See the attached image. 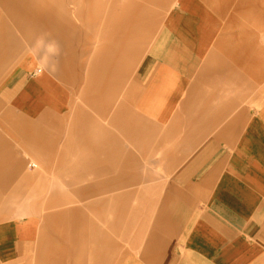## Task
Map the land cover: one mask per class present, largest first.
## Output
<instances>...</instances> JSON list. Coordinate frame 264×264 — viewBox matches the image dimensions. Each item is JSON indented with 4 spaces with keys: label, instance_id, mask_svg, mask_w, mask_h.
<instances>
[{
    "label": "crops",
    "instance_id": "obj_1",
    "mask_svg": "<svg viewBox=\"0 0 264 264\" xmlns=\"http://www.w3.org/2000/svg\"><path fill=\"white\" fill-rule=\"evenodd\" d=\"M255 28L264 30V0H0V204L33 181L28 157L86 204L154 174L144 242L110 264H264ZM40 40L57 47L52 66L39 62ZM93 41L101 52L86 58ZM156 174L168 177L158 184ZM103 196L99 204L114 202ZM90 222L74 212L0 216V254L94 264L106 254Z\"/></svg>",
    "mask_w": 264,
    "mask_h": 264
},
{
    "label": "rangeland",
    "instance_id": "obj_2",
    "mask_svg": "<svg viewBox=\"0 0 264 264\" xmlns=\"http://www.w3.org/2000/svg\"><path fill=\"white\" fill-rule=\"evenodd\" d=\"M95 3L100 2L102 0H94ZM256 34L257 43L260 44V49L264 50V30L255 28L252 29ZM146 40L145 45L141 46V53L148 52V48H152L153 46L148 45ZM39 44L43 46V50L41 46H39V54L42 66L45 64L52 66L53 57L56 54L57 47L54 46L51 41H39ZM101 46L96 41H93L90 44V49L86 53V58L91 57L94 53L99 54L101 52ZM33 51L30 53L34 54ZM44 60V62H43ZM85 68V74L89 71V66L87 63L83 66ZM87 72V73H86ZM261 84L253 86V96L258 97L259 94H262L264 91V81L260 82ZM260 99V98H259ZM253 100L254 106V117L255 118H264V100L259 101ZM262 99V97H261ZM113 106H115V100L113 98ZM108 123L104 121V123ZM112 129L113 126L110 125ZM262 131L264 132V125L260 127V125H256V132ZM46 161V158H45ZM38 163V167L33 166L31 163ZM32 168V169H31ZM25 173L29 176V178L33 179L30 183V186L24 190L23 194L19 197L12 196L11 204H0V213L1 218H35L38 217L42 219V217L46 218L49 214H55L56 216H63L69 212H74L75 214H87L91 220V224L93 225V237L97 236V240L100 239L99 231H103V245L102 250L103 254L106 256L103 260L100 256H96L93 254V258L91 259L94 264H110L112 260L115 261V253L119 251L127 252V251H135L138 246H142L144 239L147 235L148 227L150 221L147 219L148 214L151 213V204H153V198L155 194L159 192V189L156 191H149L148 188L153 185L154 174H150L152 178L148 180L146 185H144V181L136 185L134 188H124L117 189L108 192L107 195L103 196L96 195L92 197L91 201H96V203L86 204L80 201L79 194L77 188L67 187V180L59 178L57 173L51 169H47L40 161H38L35 157H28L25 160ZM146 177L149 174H143ZM155 181L158 184H161L168 177L167 174H156ZM144 179V180H145ZM149 187H145L148 186ZM64 185V186H63ZM67 185V186H66ZM146 189V190H145ZM133 192V195L129 197V204L118 206L116 201H119L121 194L123 193ZM117 194H120L119 198L115 197ZM77 196V197H76ZM115 197L113 199L114 202L109 204H99L98 201L102 198ZM134 202V203H133ZM140 202V204H137ZM139 217V218H138ZM46 223V221H45ZM54 223V227L58 225L61 227V222H51ZM82 223V222H81ZM94 241V240H93ZM96 241V240H95ZM9 260L5 257L4 254H0V264H10ZM35 258L32 260V264H34ZM55 262L52 258H50L49 263L52 264ZM20 264V263H13Z\"/></svg>",
    "mask_w": 264,
    "mask_h": 264
},
{
    "label": "bare ground",
    "instance_id": "obj_3",
    "mask_svg": "<svg viewBox=\"0 0 264 264\" xmlns=\"http://www.w3.org/2000/svg\"><path fill=\"white\" fill-rule=\"evenodd\" d=\"M189 16V15H188ZM191 18V17H190ZM191 21V20H190ZM189 23V22H188Z\"/></svg>",
    "mask_w": 264,
    "mask_h": 264
},
{
    "label": "built area",
    "instance_id": "obj_4",
    "mask_svg": "<svg viewBox=\"0 0 264 264\" xmlns=\"http://www.w3.org/2000/svg\"><path fill=\"white\" fill-rule=\"evenodd\" d=\"M39 71H41V69H40ZM33 166H34V165H33Z\"/></svg>",
    "mask_w": 264,
    "mask_h": 264
}]
</instances>
